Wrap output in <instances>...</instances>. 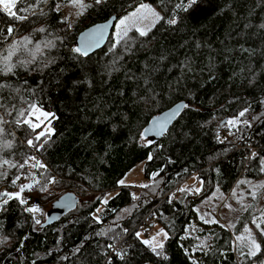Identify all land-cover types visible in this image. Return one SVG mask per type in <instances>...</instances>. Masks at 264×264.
Here are the masks:
<instances>
[{
  "label": "trees",
  "instance_id": "obj_1",
  "mask_svg": "<svg viewBox=\"0 0 264 264\" xmlns=\"http://www.w3.org/2000/svg\"><path fill=\"white\" fill-rule=\"evenodd\" d=\"M30 2L35 4L36 0ZM140 2L156 7L162 15L175 11L178 23L171 27L157 24L147 37L131 32L114 47L110 34L106 44L88 56L72 51L80 30L110 14L118 18ZM178 2L170 0L168 12L158 0L93 4L76 19L69 34L64 33L67 30L60 22V11L51 10L57 0L40 6L47 15L20 12L26 4L18 3L15 11L29 15L23 22L11 20L0 9V27L5 34L7 25L17 26L13 40L31 39V33L37 36L31 29L40 26L46 28L43 36L56 44L36 55L37 61L28 65L31 70L17 67L13 73H0V84L11 86L0 92L6 106L17 109L35 103L55 117H49L51 139L36 151V158L46 166L34 169L42 183L24 195L29 202L52 198V203L59 195L51 188L76 186L97 194L81 206L77 196L75 207L49 225H44V220L35 225L18 201H10L6 210L0 211V239L7 237L0 244V264H106V254L111 253L107 245L112 243L117 251L128 253L123 261L113 254L112 264H192V260L198 264H252L237 251L233 238L245 225H252L251 219L259 217L258 212L243 211L232 230L213 224L201 231L209 235L205 250L194 251V240L183 233L196 219L192 207L214 186L224 194L234 190L237 194L245 184L240 181L259 176L260 160L250 156L257 152L264 157V117L258 121L251 117L264 112L260 103L264 100V28L260 27L264 24V0H199L187 12L175 9ZM38 40L35 38L32 46H22L13 62L31 59L29 49L35 52ZM10 43L0 45V55H6ZM48 60L52 62L45 66ZM177 101L190 107L182 109L169 128L145 147V139L140 138L144 126ZM249 105L247 118L253 126L241 125L235 135L218 142L220 122ZM5 128L0 141L10 140L12 147L2 145L0 158L23 162L31 156L25 141L35 133L23 124H7ZM41 142L36 141L38 145ZM149 153L152 160L147 159ZM138 163L142 164V177L153 181L139 193V199H133L132 190L117 181ZM0 172H8L0 179V188H11L12 177H30L31 167L10 169L2 165ZM153 173H157L155 178ZM190 175L200 182V195L177 191L175 197L169 196ZM50 182L51 188L46 186ZM42 185L47 191L40 190ZM110 191L114 193L107 205L96 199ZM98 207L100 213L96 212ZM94 215L100 216L99 223ZM145 216L168 232L169 240L164 242L167 260L135 237ZM100 232L105 234L97 235ZM113 237L120 238L114 241ZM77 248L80 251H75Z\"/></svg>",
  "mask_w": 264,
  "mask_h": 264
},
{
  "label": "snow or ice",
  "instance_id": "obj_2",
  "mask_svg": "<svg viewBox=\"0 0 264 264\" xmlns=\"http://www.w3.org/2000/svg\"><path fill=\"white\" fill-rule=\"evenodd\" d=\"M107 2V0H92V3L85 4L84 0H57V3L55 4V7L52 8V11L59 12L61 7L66 4L70 3L73 7L77 8L78 11L76 12L77 16L83 15V12L93 7L94 5H103ZM199 0H179L178 3L175 4V9H179L182 11L187 12L189 9L197 5ZM26 4L25 7L19 9L20 12L24 13H30L31 15H47V13L41 8V5H45L49 3V0H36L35 4L31 3L30 0H0V5H2V11L5 12L13 21H28L29 15H19L17 11H13L14 8H16L17 4ZM159 5L162 7V10L165 12H168L169 9L167 7L168 3H170V0H158ZM36 9H39V12L37 13ZM118 24L115 25V27L121 29L123 34L126 36L128 33L129 28L135 27L136 32L140 37H147L149 33L152 31L153 28L157 26V24L166 23L167 25L175 26L178 23V20L176 18L175 11H172L170 15H162L160 11L156 9V7H153L152 5L145 4L143 2L138 3V6L135 7L134 11L129 12L127 15L123 16V18H117ZM129 21H131V24H129ZM140 22V25L137 24V22ZM144 21H147V23H143ZM62 24L68 23L67 18H63L60 21ZM71 27V25H68ZM261 28H264V24L260 25ZM36 32L44 33L46 32V28L40 27L35 29ZM98 32L102 35V29H98ZM16 32V29L11 25H7L6 27V34L5 29L3 27H0V45H2L5 41H8L9 38H11L14 33ZM57 39H61L60 37H57ZM99 42L98 38L95 35L90 34L89 37L85 39V44L83 47H75L72 49L73 52L81 54V55H87L88 49L93 47L95 44ZM32 40L29 36H24L20 38L19 40H12L11 43L8 45V48L6 49V55H0V73H3L4 75H7L9 73H13L14 69L17 67H24L26 70L28 69V65L32 64L36 60L35 53H40L43 55V52L41 50V43L43 44L44 48L52 49L56 47V44L53 40H46L41 43H37L35 45V52L31 54V59L29 60H19L17 62H13V57L16 55V52L22 47H26L28 44H31ZM51 60H48L45 62V66L47 63H51ZM11 87L10 85L4 83L0 84V92L3 91L5 88ZM18 92L19 89H16ZM261 105H264V100L260 101ZM190 105L188 104H182L178 105L176 110L171 113V116L169 119H171L174 116H177L180 114L181 109H188ZM9 108L13 109L15 111V116H13V110H9ZM0 109H3L4 111L0 113V136H2L7 129L5 128V125L7 124H13L14 126H20V125H26L28 129L31 130L32 133H35L34 137L26 139L25 143L28 147L35 149L36 151H40L45 147L46 144H48L49 140L51 139L53 129L51 128V120L49 117L55 118L53 113H50L48 111H44L41 107H39L35 103H29L27 109H16L15 105L6 106L2 98H0ZM251 110V105L246 106L238 111V113L222 122L221 127H227L228 128V134L235 135L233 132V129H236L237 131L240 130V126L243 125L244 127H252L251 121L247 118V114ZM5 117H13L12 120H7ZM262 117H264V112H261L259 115H253L251 117V120H260ZM22 118V119H21ZM47 122V123H45ZM43 125V130L37 132V129H40ZM154 127H158L159 131L162 133L164 130V125L158 124ZM151 129H145L144 132L140 133V138L142 140L145 139V134L147 132H150ZM11 135V133H9ZM43 138V140H42ZM238 139L240 137H237ZM218 142L223 143L224 140L220 139L219 136L217 137ZM36 141H42L39 145L36 143ZM152 142L150 140H145L144 146L147 147ZM3 147L5 148H11L12 142L10 140L4 141ZM251 158H259L260 160V171L264 172V157H259V154L257 152L251 153ZM148 160L153 159V155L151 153L147 156ZM30 161H34V163H29ZM7 165L8 168H16V169H24L26 167H31L34 169H43L46 166L40 162L35 156H28L26 159L23 160V162H17L13 163L7 159L0 158V166ZM186 171V170H185ZM157 173H153V177ZM8 176V172H0V179H3ZM195 179V177H194ZM21 180V175H14L11 179V182L9 184V187H18V191H8L5 189L4 191H0V211L6 210V206L9 204L10 201L15 200L18 201L19 205L22 206L23 211L33 214L34 223L39 225L41 223V220L39 218L35 217V213H38L41 211V209L36 205H29V199L24 196L23 194L28 191L31 192L34 189V186L36 184H39L40 181L32 180L29 183H20L17 182ZM55 182V181H51ZM240 184L244 183H251L248 181H240ZM117 184L120 186H126L125 180L120 179L117 181ZM140 187H149L147 184L139 185ZM252 191L250 192V195L253 200H256L259 198H264V192H260L261 189H264V183H257L252 185ZM41 191H47V189L42 185ZM178 192L181 193H190L192 195H200L202 189L201 188H193L188 187L187 185L185 187H178ZM111 194H105L101 197H97L96 199L99 200L102 204L107 205L108 203V196ZM116 195H119L117 193ZM233 196L236 195L235 190L233 191ZM133 199H139V197L135 196L133 194ZM242 197L241 200L238 201L242 203ZM171 202V200H170ZM225 207L231 209V205H225ZM252 208L251 204L243 205L242 210L247 211L248 209ZM125 211H128L127 209ZM97 213L101 212L100 208L96 209ZM207 215V214H204ZM204 215H202L200 218L203 220L205 224H218L219 221L212 219H204ZM93 219L96 222H100V216L94 215ZM251 224L254 225V228L249 227L248 225L244 226V233L242 235H237L235 237L236 241H244L245 243L237 244V251L240 252V255L242 257H245L247 261H251L252 264H264V210L261 211V215L259 217L253 216L251 219ZM221 228L229 227L234 228V224H220ZM108 231H111V229H108ZM127 231V229H125ZM104 232L97 233V235H104ZM143 235L142 232H135V237L140 240V242L147 246L151 252H153L156 256L162 257L163 259L167 260V256L165 255V241L169 240V234L167 231H165L164 228H160L158 232H156L155 235L151 236L148 239H140ZM157 237H161L162 239H157ZM120 237H113V240H117ZM180 239H184V237H180ZM7 241V237H4L0 239V244ZM131 247V245H129ZM108 249H111V253L106 254V264H112L111 256L114 254L116 257H118L121 261L125 260L128 253L127 251L121 249L119 251L116 250V244H108ZM242 248H246L247 251H242ZM75 251H80L79 248H77ZM187 249H185V252L187 253ZM207 254V253H205ZM192 264H198L196 260H192Z\"/></svg>",
  "mask_w": 264,
  "mask_h": 264
},
{
  "label": "rangeland",
  "instance_id": "obj_3",
  "mask_svg": "<svg viewBox=\"0 0 264 264\" xmlns=\"http://www.w3.org/2000/svg\"><path fill=\"white\" fill-rule=\"evenodd\" d=\"M84 2H85V4H88L89 0H84ZM143 3H145V2H143ZM145 4H148V3H145ZM2 7L3 6L0 5L1 10H2ZM135 7L132 10L120 15L119 18H123V16L127 15L129 12L134 11ZM13 11H15V8L13 9ZM77 11H78V9L73 7L70 3H66L61 7V9H60L61 19L66 17L67 21H68V23L64 24V26L66 27V30H67V32H64L65 34H69L68 32H72L73 25H74L76 19L79 17L76 15ZM3 13L6 14L5 12H3ZM143 23L146 24L147 21H144ZM69 24L71 25V27L68 26ZM116 24H118V20L115 21L112 32H111V46L112 47L116 46L118 44V42H120L123 38H125L131 32H134L138 35V33L135 30V27H131V28H129L128 33L125 36L123 34V32L121 31V29L115 27ZM129 24H131V21H129ZM137 24L140 25V22L138 21ZM12 26L15 29L17 28L16 25H12ZM37 28H40V26L32 28L31 32H36L35 29H37ZM36 33H37V36H36V34H33V33L30 34L31 40H32L31 46L33 44H35V38H39V40H38L39 43L47 40L46 37L43 36L45 34L39 33V32H36ZM14 36H15V33L11 38H9V40L7 42H11L13 40ZM29 50L30 51L28 53L32 54L31 49H29ZM41 50H43V51L45 50L42 43H41ZM37 54H39V53H35V55H37ZM22 60H25V59H22ZM26 60H29V59H26ZM35 61H37V60H35ZM27 107H28V105L27 106H20L17 109H26ZM14 113H15V111H14ZM234 116H232V117H234ZM232 117H229L226 120H228ZM45 123H47V122H45ZM42 130H43V125L41 126L40 129H37V132L42 131ZM233 132L236 133L237 130L233 129ZM217 136H219L220 139H224V136L225 137L229 136L228 128L227 127H221L218 130ZM3 144H4V142L0 141V148L2 147ZM27 149H28V151H27L28 155L38 157V153L36 152L35 149H33V148H27ZM251 151H252V149H251ZM31 163H33V161H31ZM141 170H142V164L138 163L134 167H132L125 174V176L122 178L123 180H125V185L128 186L132 190V193L135 194V196H137V197L139 196V193L145 189V187H140L139 185H143V184L152 185L151 182L153 181L152 178L145 180L142 177ZM194 177H195L194 175L188 176L185 180H183L181 183H179V185L175 186L173 191H170L169 196L171 195L172 197L173 196L175 197L178 187H185L187 185L188 187L200 188V182L196 179V177L194 179ZM32 180L40 181L39 184L42 183V180H40L39 178H37L35 176L34 168H31V176L30 177H27L25 175H21V180L18 181L17 183L18 184L29 183ZM247 181L251 182V183H245L241 188H239L238 193L235 196H233L232 194H230V195L224 194L218 187L214 186L212 188V191L210 192V194L208 196L201 198L192 207V210L195 212V218L196 219L191 220L190 223L185 226L183 236L184 237H190L194 240V244H193V250L194 251L205 250L209 244L208 233L200 234V232L203 230L207 231V230L211 229L213 224H205L203 222V220L200 218L202 215L207 214V215H204V219L218 220L219 221L218 224H224V225L235 224L236 219L243 212V210H242L243 205H247V204L252 205V208H250L251 212H258V215L259 216L261 215V211L263 210L262 205L264 203V198L258 197L256 200H253L251 195H250V192L253 190L252 189L253 184L264 183V172L259 171V176L257 179H255V180L252 179V180H247ZM37 185L38 184H36L35 186H37ZM50 185H51V182L49 184H47L46 186L51 188ZM5 189H7L8 191H11V192L18 191V187H11V188L1 187L0 191H4ZM51 189H52V192L54 195H61L62 193L67 192V191L73 192L76 196L79 197V202H78L79 206L83 205V202H86L87 199H90L89 196H91V195L97 196V194H93L90 190H85L84 188H81V189H83V190H81L80 188H78L76 186L63 187V188L54 189V190H53V188H51ZM260 192H264V189H261ZM109 193L111 194L110 196H112L114 191L105 192V193H103V195L109 194ZM110 196H108V197H110ZM241 197L243 198L242 203L238 202L241 200ZM52 200H53L52 198H47V199L43 200V202H39L37 200L31 199V202H29V205L34 204L41 209L40 212L34 214L36 218H39L41 220V222L44 220L45 212L50 208V203ZM225 205H231V209L225 207ZM125 213H127V211H125ZM29 214L31 215V218L34 222L33 214H31V213H29ZM151 220H152V222H154L153 217H151ZM35 225H37V224H35ZM248 226L251 228H254V225H248ZM160 228L161 227L158 226L157 224H155V222H154L152 224V229H153L152 232L153 233L151 234V236L155 235L156 232H158ZM225 228L228 230H232V228H229V227H225ZM137 231H139V230H137ZM242 234H245L244 228L241 230L240 234H238V235H242ZM151 236H147L143 233V235L141 236L140 239H148ZM235 237L233 238V242L236 246H237V244L242 245L243 243H245L244 241H239V242L236 241ZM157 239L159 240L162 238L157 237ZM241 250L247 251L246 248H242Z\"/></svg>",
  "mask_w": 264,
  "mask_h": 264
},
{
  "label": "water",
  "instance_id": "obj_4",
  "mask_svg": "<svg viewBox=\"0 0 264 264\" xmlns=\"http://www.w3.org/2000/svg\"><path fill=\"white\" fill-rule=\"evenodd\" d=\"M116 20H117V15L110 14L104 20L95 22L83 28L74 37L73 40L74 48L83 47L85 44V39L89 37L90 34H92L98 38L99 42L95 44L93 47L88 49L87 55H82V56H88L94 53L95 51L101 49L106 44ZM98 29H102V35L100 34V32L97 31ZM182 104H187V102L177 101L171 106L153 115L142 130V132H144L145 129H151L150 132H147L145 134V140H150L151 142L156 141L169 128V126L178 116L177 115L169 119L171 113L176 110L178 105H182ZM224 121L225 119H223L220 122V124H222V122ZM158 124L164 125V130L162 133L159 131L158 127H154ZM77 202H78V197L73 192L67 191L62 193L51 203L50 208L45 212L43 224L49 225L59 220L66 212L72 210L77 204Z\"/></svg>",
  "mask_w": 264,
  "mask_h": 264
},
{
  "label": "built area",
  "instance_id": "obj_5",
  "mask_svg": "<svg viewBox=\"0 0 264 264\" xmlns=\"http://www.w3.org/2000/svg\"><path fill=\"white\" fill-rule=\"evenodd\" d=\"M138 230L140 232H142V233L147 234V235L152 234V230H153L152 229V223L150 222V219L148 218V216H145L141 220V222H140V224L138 226ZM111 252H112V250H111Z\"/></svg>",
  "mask_w": 264,
  "mask_h": 264
}]
</instances>
